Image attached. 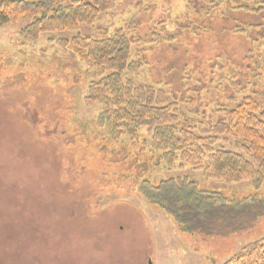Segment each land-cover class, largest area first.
<instances>
[{
  "label": "rangeland",
  "instance_id": "374dc122",
  "mask_svg": "<svg viewBox=\"0 0 264 264\" xmlns=\"http://www.w3.org/2000/svg\"><path fill=\"white\" fill-rule=\"evenodd\" d=\"M29 23L0 27V264H222L247 244L184 233L137 184L187 178L239 202L264 201V183L207 180L181 161L167 168L147 129L134 142L104 136V107L86 102L87 65L63 41L123 30L141 64L124 79L164 91L183 127L216 124L248 97L264 110V0H116L92 26L21 41ZM244 146L221 136L213 149L251 161ZM256 228L264 233V217Z\"/></svg>",
  "mask_w": 264,
  "mask_h": 264
},
{
  "label": "trees",
  "instance_id": "16d2710c",
  "mask_svg": "<svg viewBox=\"0 0 264 264\" xmlns=\"http://www.w3.org/2000/svg\"><path fill=\"white\" fill-rule=\"evenodd\" d=\"M116 0H1L0 27L30 23L19 34L21 41H38L42 34L77 31L92 26L98 18L115 7ZM259 4L253 6L254 10ZM87 65L90 87L88 105H102L97 128L118 143L131 142L147 129L152 138V152L167 168L179 161L203 171L207 180L237 184L252 180L254 190L264 183V110L251 97L244 99L216 124L197 120L196 126L183 127L178 106L162 90L150 85H136L124 79L135 74L139 62L131 60L132 42L123 30L101 40L77 37L63 41ZM235 136L245 143L251 161L234 152L214 151L215 139ZM208 154L205 166L202 158ZM137 194L160 208L186 234L247 236L245 244L222 264H264V233L256 223L264 217V201L245 198L230 201L221 193L201 191L187 178H170L157 184L142 179ZM250 237V238H249ZM252 237V238H251Z\"/></svg>",
  "mask_w": 264,
  "mask_h": 264
}]
</instances>
